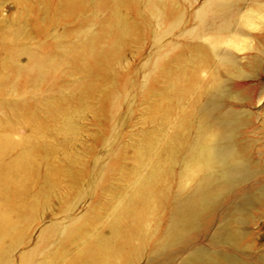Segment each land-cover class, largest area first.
I'll return each mask as SVG.
<instances>
[{
	"label": "bare ground",
	"instance_id": "obj_1",
	"mask_svg": "<svg viewBox=\"0 0 264 264\" xmlns=\"http://www.w3.org/2000/svg\"><path fill=\"white\" fill-rule=\"evenodd\" d=\"M61 1L68 16L84 0ZM198 1L97 0L104 16L78 31L86 45L77 53L81 65L97 70L95 59L114 67L133 26L126 10L134 23H149L152 55L139 69L156 98L147 103L158 128L133 148L125 181L134 180V187L111 214L114 202L100 203L78 188L81 172L70 174L73 190L62 192L46 212L61 170L28 135L0 132V264H264V246L258 249L252 228L264 218L256 213L264 206V122L251 109L256 70L247 74L250 63L239 62L257 63L255 47L245 45L243 52V36L254 25L243 21V13L264 8V0H203L192 11ZM24 52L40 82L48 59L36 50ZM6 81L18 82L14 75ZM103 100L111 118L120 104ZM92 176L105 189L106 169L92 168ZM107 191L114 199L121 188ZM85 199L92 204L78 222ZM43 215L46 223L33 226Z\"/></svg>",
	"mask_w": 264,
	"mask_h": 264
},
{
	"label": "rangeland",
	"instance_id": "obj_2",
	"mask_svg": "<svg viewBox=\"0 0 264 264\" xmlns=\"http://www.w3.org/2000/svg\"><path fill=\"white\" fill-rule=\"evenodd\" d=\"M202 1L191 10L199 8ZM127 6L130 8L131 3ZM63 10L61 0H0V132L13 137L28 135L51 153V167L61 170L46 201V212L55 209L62 192L64 195L73 190L70 174L79 176L81 172L78 188L98 196L100 203L114 202L108 211L111 214L134 187V180L125 181L127 166L134 165L133 148L141 147L143 136L158 128V121H150L152 109L147 103L156 98L149 92L147 78L139 69L152 55L150 27L146 21L134 23L126 10L125 19L129 25L133 24L126 52L113 57L114 67L93 59V65L99 62L98 68L88 70L77 56L86 46L78 31L83 29V23L98 22L104 15L97 7V0H84L68 16ZM245 19L254 25L250 27L249 37L243 36V52L248 46L255 47L253 54L258 59L257 63L244 59L239 62L250 63L245 68L247 72L244 69L247 74L256 70L252 79L255 102L251 109L264 122V27L260 23L264 21V8L251 15L244 12ZM27 49L39 51L49 61L45 78L40 82L35 81L34 71L29 70L32 61L24 52ZM10 75L15 76L17 84L6 81ZM161 81L159 77V86ZM104 97L120 104L111 118L112 111L104 103ZM8 126L12 130H7ZM159 146L160 142L155 150ZM100 167L109 175L103 190L92 183V168ZM65 187L69 188L64 190ZM115 187L121 191L112 199L107 190ZM91 204L85 199L76 212L78 222L85 218L84 211ZM263 212L264 206L256 211L259 215H264ZM46 221L43 215L32 225L42 226ZM106 221L107 217L99 226L103 227ZM259 222L252 227L256 232L254 241L261 244L258 249L264 246V218ZM93 235L94 232L87 239ZM56 245L54 241L50 248L55 249ZM79 246H71L60 260Z\"/></svg>",
	"mask_w": 264,
	"mask_h": 264
}]
</instances>
